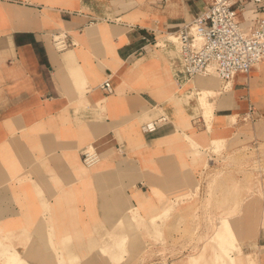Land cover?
<instances>
[{"label": "crops", "instance_id": "obj_1", "mask_svg": "<svg viewBox=\"0 0 264 264\" xmlns=\"http://www.w3.org/2000/svg\"><path fill=\"white\" fill-rule=\"evenodd\" d=\"M208 3L0 0V246L26 264L73 256L79 264H113L98 250L118 219L134 208L144 221L160 216L162 196L173 199L198 182L191 141L214 155L212 139L223 141L217 153L224 155L254 142L264 149L262 62L226 84L186 79L166 64L177 44L162 35ZM248 17L237 20L245 25ZM56 32L65 33L62 51L51 45ZM106 78L110 93L98 88ZM208 88L216 93L204 108L199 97ZM147 124L153 129L145 131ZM89 145L100 159L87 169L80 151ZM244 194L235 174L218 180L216 213L237 240L240 257L230 255L264 264L263 206ZM144 225L131 226L127 249H159ZM127 259L121 264H135ZM180 261L165 263L187 264Z\"/></svg>", "mask_w": 264, "mask_h": 264}, {"label": "rangeland", "instance_id": "obj_2", "mask_svg": "<svg viewBox=\"0 0 264 264\" xmlns=\"http://www.w3.org/2000/svg\"><path fill=\"white\" fill-rule=\"evenodd\" d=\"M160 43H166V40ZM169 63L171 66V61L166 62V64ZM261 84L264 87V78ZM250 89L252 96H255L258 89L253 86ZM261 103L264 105V98ZM210 118H212L211 114L207 121L205 120L207 127H209ZM232 121H234L233 117ZM210 144L212 145L210 152L216 153L215 155L208 152L201 153L198 151V146L192 147V160L198 163L197 167L202 170L198 175V182L194 183L190 191L179 193L173 199L162 196L160 216L151 214L145 221L138 215L137 209H130L127 217L122 216L118 219L110 233L103 236V246L98 252L113 264H121L125 257L135 264L143 258L155 259L161 261L158 264H166L165 260L172 257L187 264H197L204 258H212V264L218 262L219 264H254L248 259L243 261L239 258L238 243L229 222L217 216L216 189L218 180L227 179L235 174L240 179L241 189L245 193L244 198L255 201L257 208L263 206L264 217V201L260 199L261 191L252 173L253 162L259 154L241 149L234 154L224 155L217 153L222 148L223 141L212 139ZM223 167L226 169H222ZM199 183L203 188L200 187L199 194L192 197L198 191ZM143 222H145L144 230L149 233V236L158 240L160 247L156 251L147 250L143 253V249H136L134 243H130L127 249L129 229L131 226L136 229ZM169 232L173 233V237ZM233 252L239 257H232L230 254ZM0 259L1 264H26L14 251H9L2 246H0ZM59 264H79V260L73 256L67 261L60 259Z\"/></svg>", "mask_w": 264, "mask_h": 264}, {"label": "built area", "instance_id": "obj_3", "mask_svg": "<svg viewBox=\"0 0 264 264\" xmlns=\"http://www.w3.org/2000/svg\"><path fill=\"white\" fill-rule=\"evenodd\" d=\"M246 11L251 17L243 25L237 20V15ZM172 36L176 40L177 53L171 60V66L177 75L186 79L213 75L224 84L236 74L247 76L253 66L264 62V0H209ZM64 39L63 32L51 34L50 41L55 51L66 48ZM98 88L110 93L109 79L103 80ZM144 129L149 131L153 126L147 124ZM245 150L259 154L253 162L252 173L261 191L260 199L264 201V149L254 142ZM99 159V154L90 145L80 151V163L84 168L94 167Z\"/></svg>", "mask_w": 264, "mask_h": 264}, {"label": "bare ground", "instance_id": "obj_4", "mask_svg": "<svg viewBox=\"0 0 264 264\" xmlns=\"http://www.w3.org/2000/svg\"><path fill=\"white\" fill-rule=\"evenodd\" d=\"M165 37V39H170L172 42H174V43H176V40L174 39V37L172 36V34H170V33H166L165 35H164ZM169 41V40H168ZM171 42V43H172ZM172 45H175V44H172ZM175 56H176V52H175V54H174ZM174 56V57H175ZM259 64V63H258ZM257 65V64H256ZM255 65V66H256ZM236 77V76H235ZM207 78H214V79H216L213 75H209V76H206V79ZM216 82V81H215ZM212 83V82H211ZM210 84V83H209ZM210 88H211V84H210ZM225 88H227V86H223V89H225ZM196 89V88H195ZM214 89V88H213ZM217 89V88H216ZM229 92V91H228ZM215 93H216V91H214V90H212V89H207V90H204V91H202L201 92V96L199 97V100L201 101V103H203L202 104V107H204V108H206V107H208L209 105H210V103H208L207 105H206V103L203 101L205 98H207V97H212V96H214L215 95ZM229 95V94H228ZM209 107H211V105L209 106ZM208 111H210L209 109H208ZM205 115H208V114H205ZM209 126V125H208ZM191 144H192V147L193 148H195V147H197L198 145H196L193 141H191ZM190 144V145H191ZM130 207V206H129Z\"/></svg>", "mask_w": 264, "mask_h": 264}]
</instances>
